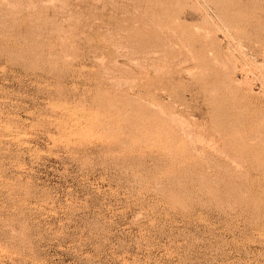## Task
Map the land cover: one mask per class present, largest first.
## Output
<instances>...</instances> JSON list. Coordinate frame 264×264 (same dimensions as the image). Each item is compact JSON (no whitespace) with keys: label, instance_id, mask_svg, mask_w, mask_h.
I'll list each match as a JSON object with an SVG mask.
<instances>
[{"label":"rangeland","instance_id":"rangeland-1","mask_svg":"<svg viewBox=\"0 0 264 264\" xmlns=\"http://www.w3.org/2000/svg\"><path fill=\"white\" fill-rule=\"evenodd\" d=\"M0 264H264V0H0Z\"/></svg>","mask_w":264,"mask_h":264},{"label":"bare ground","instance_id":"bare-ground-1","mask_svg":"<svg viewBox=\"0 0 264 264\" xmlns=\"http://www.w3.org/2000/svg\"><path fill=\"white\" fill-rule=\"evenodd\" d=\"M243 69V68H242ZM249 73V72H248ZM261 75V74H260ZM240 81V80H239ZM248 84H250V83H248ZM253 86V85H252ZM252 92H253V90H251ZM209 145V144H208ZM212 145V144H211ZM210 148V147H209ZM216 148V147H215ZM197 153V152H196ZM202 153V152H201Z\"/></svg>","mask_w":264,"mask_h":264}]
</instances>
